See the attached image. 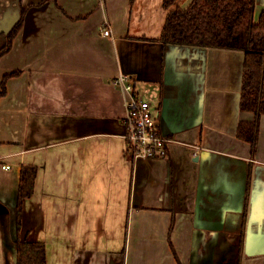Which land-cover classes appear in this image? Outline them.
Wrapping results in <instances>:
<instances>
[{
    "label": "crops",
    "instance_id": "1",
    "mask_svg": "<svg viewBox=\"0 0 264 264\" xmlns=\"http://www.w3.org/2000/svg\"><path fill=\"white\" fill-rule=\"evenodd\" d=\"M166 13L162 0H0V47L23 14L0 57V82L18 71L0 98V264L24 238L47 264H264V114L254 153L236 136L255 118L239 107L244 52L149 40ZM119 74L167 158L132 159ZM23 164L38 172L18 229Z\"/></svg>",
    "mask_w": 264,
    "mask_h": 264
},
{
    "label": "trees",
    "instance_id": "2",
    "mask_svg": "<svg viewBox=\"0 0 264 264\" xmlns=\"http://www.w3.org/2000/svg\"><path fill=\"white\" fill-rule=\"evenodd\" d=\"M178 0H162L167 9L165 22L157 38L163 45L186 44L237 49L244 52L239 107L255 114L253 121H240L236 136L248 142L255 152L259 117L264 114V10L255 20V0H191L185 7ZM23 12V11H22ZM23 14L5 35L0 57L7 53L13 38L23 25ZM18 74L7 73L0 82V98L6 95V80ZM38 166H20L17 190V228L21 226L23 200L34 190ZM16 264H47L42 241L26 238L16 241Z\"/></svg>",
    "mask_w": 264,
    "mask_h": 264
},
{
    "label": "built area",
    "instance_id": "3",
    "mask_svg": "<svg viewBox=\"0 0 264 264\" xmlns=\"http://www.w3.org/2000/svg\"><path fill=\"white\" fill-rule=\"evenodd\" d=\"M105 25L108 26L107 23ZM103 33L109 35L110 29L105 27ZM114 82L129 94L123 137L132 159L137 161L167 158L171 140L160 131L148 100L135 91L130 75L119 74ZM2 168L9 169L10 166L2 165Z\"/></svg>",
    "mask_w": 264,
    "mask_h": 264
},
{
    "label": "rangeland",
    "instance_id": "4",
    "mask_svg": "<svg viewBox=\"0 0 264 264\" xmlns=\"http://www.w3.org/2000/svg\"><path fill=\"white\" fill-rule=\"evenodd\" d=\"M189 1H191V0H189ZM185 6H187V5H185ZM185 6H183V7H185ZM255 20H257V18H255ZM144 98H146V97H144Z\"/></svg>",
    "mask_w": 264,
    "mask_h": 264
}]
</instances>
